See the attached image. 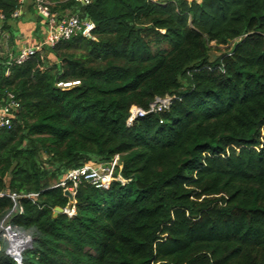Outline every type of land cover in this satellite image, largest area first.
Instances as JSON below:
<instances>
[{"label": "trees", "instance_id": "trees-1", "mask_svg": "<svg viewBox=\"0 0 264 264\" xmlns=\"http://www.w3.org/2000/svg\"><path fill=\"white\" fill-rule=\"evenodd\" d=\"M50 1L94 39L0 56V102L19 104L0 132V224L30 243L21 263L264 264V0ZM17 7L0 0L10 44ZM114 156L124 183L82 181L71 199L56 186ZM6 193L37 196L19 211ZM7 247L0 227V264H17Z\"/></svg>", "mask_w": 264, "mask_h": 264}, {"label": "built area", "instance_id": "built-area-1", "mask_svg": "<svg viewBox=\"0 0 264 264\" xmlns=\"http://www.w3.org/2000/svg\"><path fill=\"white\" fill-rule=\"evenodd\" d=\"M26 0H18V7L14 10L13 16L18 14L20 6ZM36 13H40L48 19V29L45 33L44 39L39 42L37 45L23 47L18 50L16 53L12 51H5L9 60L15 64H21L36 51L42 49L43 46L52 47L59 40H66L76 34L80 33L81 36L89 39H94L91 34V30L94 28V24L89 20H81L77 15H69L61 20L56 21L55 15L51 12L50 6L52 2L50 0H31ZM75 2H80L83 4L90 3V0H74ZM2 18V16H1ZM7 39V37L2 35V38ZM74 83V82H73ZM69 83H58L59 86H67ZM174 96L166 95L162 98L156 97L152 101L147 109L132 105L129 109V115L126 119V124L130 125L134 119L142 117L150 112H160L164 109H167L172 101ZM19 107L18 102L13 98L11 93H7L6 99L1 100L0 102V132L5 129H10L12 125V120L14 119L15 112ZM261 134L264 135V125L261 128ZM107 166L104 164H94V165H83L79 168L69 170L63 178L60 180L56 186H60L62 191L67 190L71 194V198L74 197L77 186L85 181L95 188H107L111 182L119 181L124 183L126 180L123 179L119 173H115L117 168H120L118 164V156H114L110 162H107ZM5 195L0 193V196ZM12 203L13 209L19 207L18 202L19 198H35L36 193H30L27 195H20L17 193H6ZM65 213L69 216L74 215V208H65ZM0 227L4 233V236L8 242L7 254L17 263H21V252L25 248L24 244L27 243L25 237L19 234L17 231L11 229L10 225L4 220L1 222Z\"/></svg>", "mask_w": 264, "mask_h": 264}, {"label": "crops", "instance_id": "crops-1", "mask_svg": "<svg viewBox=\"0 0 264 264\" xmlns=\"http://www.w3.org/2000/svg\"><path fill=\"white\" fill-rule=\"evenodd\" d=\"M163 2L165 0H153ZM31 1L26 0L19 8L18 14L13 16L16 18L14 22V28H16L14 34V42L10 44L9 36L6 32H0V56H3L5 51L17 52L23 47H29L37 45L44 39L45 33L48 29V22L38 17L34 6H31ZM1 18V15H0ZM2 35L6 36L7 39Z\"/></svg>", "mask_w": 264, "mask_h": 264}, {"label": "water", "instance_id": "water-1", "mask_svg": "<svg viewBox=\"0 0 264 264\" xmlns=\"http://www.w3.org/2000/svg\"><path fill=\"white\" fill-rule=\"evenodd\" d=\"M37 15H38V17H40L43 20H45L46 22H48V19L45 16H43L42 14L37 13ZM107 165H108L107 163L104 164V166H107ZM64 195L67 196L69 199H71V194L67 190L64 191ZM62 212H65V210L60 208V207H54V209H53V215H56L57 213H62ZM29 245H30V243L29 244L25 243L24 247L29 246Z\"/></svg>", "mask_w": 264, "mask_h": 264}, {"label": "rangeland", "instance_id": "rangeland-1", "mask_svg": "<svg viewBox=\"0 0 264 264\" xmlns=\"http://www.w3.org/2000/svg\"><path fill=\"white\" fill-rule=\"evenodd\" d=\"M224 49H225L224 46L218 47L216 50L213 49V50H211L210 55L212 57L218 56L220 53L223 52Z\"/></svg>", "mask_w": 264, "mask_h": 264}]
</instances>
